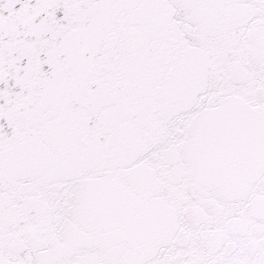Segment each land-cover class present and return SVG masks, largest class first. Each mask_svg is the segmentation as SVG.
<instances>
[{"label":"snow or ice","instance_id":"obj_1","mask_svg":"<svg viewBox=\"0 0 264 264\" xmlns=\"http://www.w3.org/2000/svg\"><path fill=\"white\" fill-rule=\"evenodd\" d=\"M0 264H264V0H0Z\"/></svg>","mask_w":264,"mask_h":264}]
</instances>
